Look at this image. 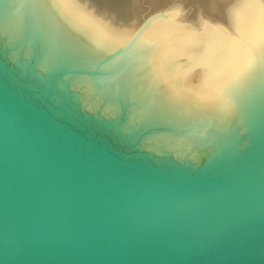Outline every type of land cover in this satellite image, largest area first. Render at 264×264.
I'll return each mask as SVG.
<instances>
[{"label": "water", "instance_id": "1", "mask_svg": "<svg viewBox=\"0 0 264 264\" xmlns=\"http://www.w3.org/2000/svg\"><path fill=\"white\" fill-rule=\"evenodd\" d=\"M0 0V264H264V0Z\"/></svg>", "mask_w": 264, "mask_h": 264}, {"label": "bare ground", "instance_id": "2", "mask_svg": "<svg viewBox=\"0 0 264 264\" xmlns=\"http://www.w3.org/2000/svg\"><path fill=\"white\" fill-rule=\"evenodd\" d=\"M98 11L104 13L115 22L137 24L140 19V0H87ZM162 0H156V8ZM199 1V0H195ZM219 10L233 4L235 0H213Z\"/></svg>", "mask_w": 264, "mask_h": 264}, {"label": "rangeland", "instance_id": "3", "mask_svg": "<svg viewBox=\"0 0 264 264\" xmlns=\"http://www.w3.org/2000/svg\"><path fill=\"white\" fill-rule=\"evenodd\" d=\"M173 0H162L158 5L159 7L165 3ZM139 9H156V0H140Z\"/></svg>", "mask_w": 264, "mask_h": 264}]
</instances>
